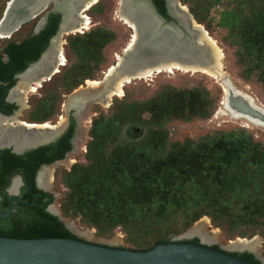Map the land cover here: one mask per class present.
<instances>
[{"label": "trees", "instance_id": "16d2710c", "mask_svg": "<svg viewBox=\"0 0 264 264\" xmlns=\"http://www.w3.org/2000/svg\"><path fill=\"white\" fill-rule=\"evenodd\" d=\"M181 1L189 4L195 19L209 30L211 10L221 0ZM235 2L240 3L238 7L220 13L219 26L238 35L233 40L237 54L243 61L255 65L259 70L256 74L264 84V0ZM100 3L92 8H98ZM158 6L167 16L165 8L160 3ZM59 20L57 15H51L40 37L24 40L10 49H28L44 33L49 39L57 30ZM67 39L77 58L64 74L71 91L86 80L95 79L90 63L99 68L104 61L103 50L115 39V34L98 27L84 34H71ZM32 50L34 54L29 58L34 60L42 50ZM24 66L19 65L18 69ZM252 72L256 71L247 69L248 75ZM222 91L224 96L223 88ZM32 102L29 118L34 123H46L59 111L60 95L49 90ZM214 102L206 90L173 86L163 87L154 97L143 101H129L126 95L121 99L116 97L112 111L100 113L93 120L86 153L88 162L77 163L61 174L67 187L61 205L64 216L80 217L83 223L96 228L99 236L114 235L122 228L128 242L139 250L173 242L170 233L179 230L178 222L185 229L204 216L228 233L249 226L264 230L262 142L245 131H222L198 141L169 140L166 126L170 121L209 117ZM137 126L148 130L144 134ZM125 129H128L127 136ZM44 205L35 208L34 219L23 222L20 228L0 231V235L79 239L57 216L46 211ZM163 228L166 232L159 235ZM240 235L247 236L245 231H240ZM179 242L198 244L199 240ZM232 254L261 264L251 253Z\"/></svg>", "mask_w": 264, "mask_h": 264}, {"label": "water", "instance_id": "95a60500", "mask_svg": "<svg viewBox=\"0 0 264 264\" xmlns=\"http://www.w3.org/2000/svg\"><path fill=\"white\" fill-rule=\"evenodd\" d=\"M62 1L64 2L65 0ZM82 1L77 0L75 3L73 16L76 17L77 11L81 9ZM129 1L119 0V10L129 17V22L132 24L130 28L133 31L131 40H134L133 37L137 35L136 41H132L130 44L133 45H128L124 49L122 54L123 60L116 62V71L110 73V69H108L104 73L103 78L99 81L101 83L100 86H89L86 83L85 86H80L82 89L79 90V87L78 91L74 90L68 97L67 103L76 100L78 97L81 98L87 95L85 105L79 111L81 114H77L76 107H70L68 115L69 118L71 115L75 118L78 126L77 130L81 131L86 130L83 122L90 120V124L87 125L89 127L87 131L88 137H90L89 132L92 127L93 116H95L93 107L95 105L110 106L114 97L124 96L126 85L144 78V75H140L139 72L147 65L146 59H152V65H159L158 63L161 61L169 63L177 60L186 61L185 63L188 64H203L205 66H211V63H213L211 58H208L210 55L207 56L206 50L209 52V48L201 45L198 41V37L202 32L194 26V22L197 20L192 13L185 12L182 9L183 3L181 0H172V5L168 6L169 18L163 16L149 0H131L134 6ZM137 4H147L149 9H142ZM7 8L8 6L0 19V27L6 18ZM45 9L22 16L21 19L16 20L17 25L12 31L6 34V36H12L23 25L37 18H40L36 26V31L39 32L46 25L51 13L60 14L61 23L57 35L52 40L51 46L43 54L41 60L45 54L51 51L54 41L59 37L67 35L71 27L64 24L65 14L61 9L56 8V5H53L51 10L45 11ZM184 13L186 17H183ZM2 36L4 34L0 32V37L2 38ZM175 46L177 48L174 50ZM192 53L195 55L194 57L191 56ZM159 71L160 69L155 66L151 73L160 74ZM231 80L228 75H225L221 83L226 84L227 81L232 83ZM118 81H121V94L117 87ZM230 94L229 99L227 97L228 100H224L225 102L227 101L226 106L230 102L231 105L236 106L242 111L258 112V108L253 107L254 98L250 95H243L242 91L238 89ZM261 114L263 113L260 112ZM37 145L38 143L29 146V148ZM85 151L87 152V144L85 145ZM50 211L72 233L76 234L75 227L71 226L67 219L62 216L60 210L57 213L52 209ZM77 221L78 219H73L71 222L77 224ZM200 222L201 220L195 223L194 227L200 224ZM188 233L186 236H194L201 239L197 235H189ZM82 234L90 236L89 230L82 232ZM171 239L173 242L157 244L150 250H136L111 246L106 243L92 242L86 238L29 239L0 235V264H253L233 255V250L237 249L225 248L216 242L208 243L202 239L198 244L179 242L185 239L176 236H171ZM213 246H217L219 249ZM237 251H247L253 254L261 264H264L263 250L261 254L250 250Z\"/></svg>", "mask_w": 264, "mask_h": 264}, {"label": "rangeland", "instance_id": "374dc122", "mask_svg": "<svg viewBox=\"0 0 264 264\" xmlns=\"http://www.w3.org/2000/svg\"><path fill=\"white\" fill-rule=\"evenodd\" d=\"M10 0H0V14L6 9V5L9 3ZM100 6L98 8H90L86 11V16L88 20V27L86 29H83L80 32L84 34L85 32H89L93 29H96L98 27L106 28L110 31H113L115 34V39L108 43L106 47L103 50L104 55V61L100 64L99 68L94 67V63H90V67L92 69V72L95 76V79L93 80H100L103 78L104 73L107 72V70L112 66L115 65L118 61V58L121 57V55L124 52V49L127 48L128 44L131 41L132 38V29L129 27L128 24L123 21L122 17L120 16L119 12V0H100ZM239 0H221L220 3H218L212 10L210 14V28H208V32L210 33L211 37H213L218 43L219 46L223 50V65H224V71L225 75H228L232 80L234 85L240 89L241 91H244L242 93L246 95H251L254 99L256 98L260 103L264 105V84L260 81L259 76L256 74L259 70L255 67V65L248 63L246 61H243L240 56L237 54V45L233 43V40L237 38L238 35H234V33H231L229 29L220 27L219 26V19H220V13L224 11L225 9L229 8H236L238 7ZM8 2V3H7ZM99 2V1H98ZM97 2V3H98ZM183 3V1H181ZM96 3V4H97ZM184 5V3H183ZM186 5V4H185ZM188 8L190 7L189 4L186 5ZM53 6L49 7L52 8ZM190 10V8H189ZM191 12V11H190ZM40 18H37L25 25L22 26V28L17 31L13 36L12 39H23L27 37L28 35L32 34L36 30V26L38 24ZM201 24V23H200ZM206 29L207 26L202 24ZM76 32L72 34H77ZM71 35V34H70ZM68 36L63 37L64 44H63V50L64 55L66 57V64L67 66L60 67L59 72L52 77V81L48 80L47 82L43 83L44 87H41L37 92H33L32 94H29L28 97L30 98L31 103L33 104L32 100L39 98L40 96L46 94L49 92V90L53 92H57L60 95V102L57 104V107L59 108V111L56 114H53L51 116V120L49 123L53 124L54 121L61 119V117L64 115L66 116V109L65 105L67 104L69 95L74 91L77 90L80 86H85L86 83L88 84L89 80H86L84 84L80 85L79 87L73 89L70 91L71 84H67L66 80L64 79L66 70L73 65L76 61V55L71 51L70 46H68ZM8 40L0 39V52L5 47ZM252 68V72L250 75L247 74V69ZM156 74V73H155ZM148 78H142L139 80H135L132 83L128 84L124 88V96L128 98L129 101H143L146 99H149L151 97H154L163 87L166 86H173L177 88H183V89H192V88H200L201 90H206L209 92L211 99H214V106L211 108V115L206 118H195L192 121H183L180 119H175L173 121H170L167 124V130L169 132V140L170 142H184L186 139H193L195 141L200 140L202 137L205 136H211L215 135L222 131H245L248 134L252 135V137L260 141L264 144V126L255 124L252 121L249 122L247 120L241 119V118H235L234 115H232L229 111V105L223 106L222 108V99H223V91L225 94V89L223 87V83H221L219 80L213 78L209 73H206L205 71L201 73H193V72H184L181 70H177L174 72H161L160 74H156ZM22 80L20 79L17 82V87L21 84ZM222 86V88H221ZM81 88V87H80ZM79 88V89H80ZM246 92V93H245ZM231 95V94H230ZM124 96H116L117 98L121 99ZM113 99V102L110 106H103V105H95L93 107V111L95 112V116H93V120L95 117H97L100 113L109 114L112 109L111 107L114 104L115 98ZM229 104V102H228ZM260 107V106H258ZM57 108V109H58ZM223 111L224 113L222 115H219V111ZM30 110H28L27 118L30 116ZM57 115L61 116L59 119ZM149 115L146 114V118H148ZM69 119V115H68ZM93 126V122H92ZM132 127V126H131ZM139 127V130L142 131L144 134L148 130L144 126H137ZM92 128V127H91ZM91 132V129H90ZM89 132L90 137L87 136V143L91 140V134ZM82 133V132H81ZM128 129L124 130L125 136H127ZM81 138V137H79ZM127 138V137H126ZM84 146V145H83ZM86 151L85 148L80 147V152L76 157L77 163H86ZM59 180V187L63 190L62 197L57 199L55 202V205L60 210L62 216L67 219L68 222L73 221V219H78L77 224H75V229L77 232H75L79 238H86L92 242L97 243H106L111 246L116 247H125L129 249H137L135 245L128 242V235L122 228H118L115 231L114 235L111 236H99L97 229L92 228L85 223H83L80 219V217H65L63 210H62V199L65 196L67 192V187H65L64 182L62 178H60V175L58 177ZM208 217L204 216L198 221L202 220L203 218ZM211 221V218L208 217ZM196 221L195 223H197ZM194 223V224H195ZM212 223V221H211ZM194 224L189 226L188 228L182 229V225L180 222L176 224L177 228L179 229L177 232H171V236H176L184 239H194L196 237L186 236L188 232H190L191 229L194 228ZM213 227L218 228L220 230L219 234V242L217 244H220L221 246L227 248L230 244V241L237 240L238 238H256L258 237L260 240V246L261 249L264 251V230L261 228L249 226L244 227L241 230H234L232 233H228L225 229L221 227H216L212 223ZM164 230H159L158 234L162 235L166 232V228H163ZM86 230H89L90 236H84L82 232H85ZM240 231H245L247 236L241 237ZM234 252L237 250H233Z\"/></svg>", "mask_w": 264, "mask_h": 264}, {"label": "flooded vegetation", "instance_id": "af4514ba", "mask_svg": "<svg viewBox=\"0 0 264 264\" xmlns=\"http://www.w3.org/2000/svg\"><path fill=\"white\" fill-rule=\"evenodd\" d=\"M149 1L159 12L158 4L160 3L165 8L167 16L160 13L167 18L170 17L168 6L171 3L169 0ZM51 15H57L60 20L57 30L49 39H46L47 33H44L40 39L32 41V46L29 44L28 49H10L12 45H20L24 40L40 37L48 27ZM60 23L61 15L51 13L46 25L39 32L35 30L20 40L12 39L15 33L7 38L0 37V39L8 40L0 52V231L11 230L13 227L20 228L23 222L34 219L36 217L35 208L39 205L45 204L46 211L50 213L51 209L58 210L55 202L63 194V190L59 187L58 177L59 175L60 178L62 177L64 170H71L74 167L76 157L80 152L81 133L78 132L77 121L72 115L68 119L66 128L52 139L40 141L32 148H29L31 145L22 147L18 141L23 140L25 136L27 141L29 138H40V136L44 139L47 133H54V129L46 131V129L29 127L35 123L31 118H27L26 112L33 108V104L29 97L24 98L22 89L16 85L21 75L40 61L51 46ZM33 48L38 52L42 50L39 57L34 60L29 58L34 54ZM23 64L24 68L19 70V65ZM38 86H36V92L43 87V85ZM57 117L59 119L61 116L57 115ZM37 123L45 124V122ZM58 123L59 120H56L53 125ZM194 239H198L199 242L201 240L198 237ZM233 253L249 252L233 251Z\"/></svg>", "mask_w": 264, "mask_h": 264}, {"label": "bare ground", "instance_id": "6f19581e", "mask_svg": "<svg viewBox=\"0 0 264 264\" xmlns=\"http://www.w3.org/2000/svg\"><path fill=\"white\" fill-rule=\"evenodd\" d=\"M98 1L100 0H83L81 3V9L79 11H77L76 13V17L73 16V9H74V5L77 2V0H65L64 2L62 0H10L9 3L7 4L8 8L6 11V18L3 22V25L0 27V32L2 34H4L3 37H10V36H6L7 33H10L12 31V29L17 25L16 24V20H19L22 18V16H25L28 13H34V12H38L41 9H45V11L48 10L49 7H51L52 5H56V8L61 9L64 14H65V21L64 24H67L70 27L69 32L67 33V35H70L74 32H80L83 29H86L88 27V18L85 15L86 11L89 10L91 7H93ZM174 1V0H173ZM172 0H169V2L171 3L170 5H172ZM129 2L132 3V1L130 0ZM132 5L134 6V4L132 3ZM137 6L142 7V9L145 8V10L149 9V6L147 4H137ZM48 7V8H47ZM182 9L186 12H190L189 8L186 5H183ZM191 13V12H190ZM120 16L122 17L123 21H125L126 24H130L129 22V17L123 13L121 10L119 12ZM183 17L185 16V13L183 14ZM132 24H130L129 27H131ZM194 26L201 30V35H199V42L201 45H204L205 47L207 46L209 48V52L208 50H206L207 52V56H209L208 58H211V60L213 61V63H211V66H205L203 64H193V63H185L182 61H173V62H165V61H161L160 63H158L159 65H152L153 60L152 59H146V66L143 70H141L139 72L140 75H144V78H148L153 76L155 73H151L152 70L154 69L155 66H157V68L160 69L159 73L165 71V72H174L177 70H181L184 72H193V73H201L203 71H205L206 73H209L213 78L219 80L221 82V80L224 78L225 76V71H224V65H223V50L222 48L219 46V43L213 38L211 37L210 33L207 32V29L200 24L198 21L194 22ZM65 35V36H67ZM64 36L57 38L54 41V44L52 45V49L49 53L45 54L44 58L37 64L33 65L27 72H25L24 74H22V82L20 84V89H22L23 93H24V98L26 99L28 97L29 94H32L30 92L35 91L37 88L36 86H42L43 83L45 81L51 80L52 77L58 73L60 67L62 65L66 64V57L64 55V51H63V44H64ZM134 40L136 41L137 35L133 37ZM132 39V38H131ZM131 40L130 43H132ZM128 44V45H133V44ZM128 47V46H127ZM177 48V46H175L174 50ZM54 54V56H53ZM162 56V55H161ZM191 56H195L193 53L191 54ZM120 60H123L122 55L121 57L118 58L119 62ZM187 60V59H186ZM207 60V59H206ZM130 62V61H129ZM116 65V64H115ZM115 65H112L109 69H110V73H113L114 71H116ZM135 65V64H134ZM128 67V66H127ZM129 68H131L129 66ZM100 80H89L88 81V85L89 86H95L98 87L101 85V83L99 82ZM232 83H230L229 81H227V83H223V87L225 89V94L223 97V102H222V108L223 106L227 105V101L225 102L224 100H228L230 93L234 92V90L236 91L238 88L234 85L233 80H231ZM118 84V88H119V92L120 94L122 93V89H121V81L117 82ZM233 84V85H232ZM38 86V87H39ZM82 89V88H80ZM79 89V90H80ZM240 90V89H238ZM78 91V90H77ZM241 91V90H240ZM244 92V91H242ZM22 93V92H21ZM246 93V92H245ZM244 95V93H242ZM247 94V93H246ZM249 95V94H248ZM251 96V95H250ZM228 97V99H227ZM248 97V96H246ZM252 97V96H251ZM87 100V95L85 97H81V98H77L76 100H72L69 103H67L65 105V109H66V116H62L59 123L56 125L50 124V123H45V124H28L27 125H31L29 127L32 128H39V129H46L50 130V129H54V133H47L44 137V139L39 137L30 139L27 141V137L25 136L22 137L23 140H18L20 146L22 147H26L28 145H34L40 141H45V140H49L54 138L55 136H57L62 130H64L68 124V114H69V109L70 107H76L77 111H78V115H80L81 113L79 112L81 110V108L84 107L85 102ZM229 111H231L230 113L232 115L235 116V118H241L244 120H247L249 122H253L255 124H259L264 126V105L262 103H260L256 98L254 99V108H258V112H250V111H242L241 109L237 108L234 105H231V103L229 102ZM260 106V107H258ZM227 108V106H226ZM260 112L263 113L260 115ZM224 112L221 110L218 112L219 115H222ZM26 124V123H25ZM90 124V120L83 122L84 127H86L85 131H81L78 129V132L81 133V138L79 139V145L80 147L82 146V148H85V143L87 141V136H88V126ZM52 131V130H50ZM56 131V132H55ZM45 133V132H44ZM84 145V146H83ZM54 211H58L57 209H54ZM71 226L75 227L74 222H69ZM189 235H197L199 237H201V239L204 242H208V243H214V242H219V234H220V230L218 228L213 227L210 219L208 217H205L201 220L200 224L196 225L193 229L190 230V232L188 233ZM227 248H231V249H237V250H250L253 251L255 253L261 254L262 253V249L260 246V240L258 237L254 238V239H248V238H238L237 240L234 241H230V244Z\"/></svg>", "mask_w": 264, "mask_h": 264}]
</instances>
